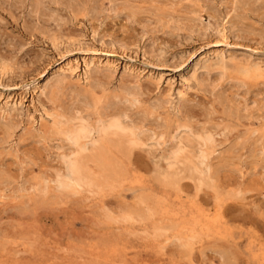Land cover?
Returning a JSON list of instances; mask_svg holds the SVG:
<instances>
[{"label": "rangeland", "instance_id": "374dc122", "mask_svg": "<svg viewBox=\"0 0 264 264\" xmlns=\"http://www.w3.org/2000/svg\"><path fill=\"white\" fill-rule=\"evenodd\" d=\"M0 264H264V0H0Z\"/></svg>", "mask_w": 264, "mask_h": 264}, {"label": "bare ground", "instance_id": "6f19581e", "mask_svg": "<svg viewBox=\"0 0 264 264\" xmlns=\"http://www.w3.org/2000/svg\"><path fill=\"white\" fill-rule=\"evenodd\" d=\"M246 70V69H245ZM97 100V99H96ZM103 103V102H102ZM101 102H95V105L98 107L101 106ZM110 108V107H109ZM102 109V108H101ZM104 113V112H103ZM102 116V115H101ZM100 116V117H101ZM103 117V116H102ZM97 122V121H96ZM81 123V121H80ZM96 124V123H94ZM129 123H124L121 119H116L114 116H106L99 120L97 126L92 127L89 126L86 122H82L80 125L72 126L68 134L71 135V140L73 145L76 147L77 154H82L84 152H92L93 154H101V153H111L114 151V147L119 149L121 147L126 148L127 150L132 148L133 146L140 144L142 142L141 134L137 132L134 128L128 125ZM67 134V135H68ZM66 135V136H67ZM146 137V136H145ZM70 140V142H71ZM146 140V139H145ZM203 141V140H202ZM146 142V141H144ZM208 142V141H206ZM192 145V144H191ZM200 145V144H199ZM72 146V145H71ZM120 146V147H119ZM144 146V145H143ZM201 146V145H200ZM208 146V145H206ZM140 147V146H139ZM142 147V146H141ZM140 147V148H141ZM178 147V146H177ZM204 147V145H203ZM90 148V149H89ZM184 148V147H183ZM75 149V148H74ZM176 150V149H175ZM181 150V149H179ZM74 151V150H73ZM117 151V150H116ZM183 154V150H181ZM207 151V150H206ZM73 153V152H72ZM176 153V152H175ZM178 153V150H177ZM180 153V154H181ZM210 154V153H209ZM175 155V154H174ZM88 156L86 155H83ZM94 156V155H93ZM184 157L183 155H181ZM188 156V155H187ZM105 157V156H104ZM103 157V159H104ZM180 157V156H179ZM189 157V156H188ZM82 158V157H81ZM79 156H75L72 158L68 164L69 176L73 179V181L80 182L83 176V168L84 163L83 160ZM87 158V157H86ZM91 158V157H89ZM95 158V157H94ZM186 158V157H185ZM85 159V158H83ZM93 159V158H91ZM115 159V158H114ZM205 159V158H204ZM69 160V158L67 159ZM90 159H86V162H89ZM99 160V158H98ZM180 160V159H179ZM177 160V161H179ZM101 161V160H100ZM118 161V160H117ZM95 162V161H94ZM102 162V161H101ZM110 162V160H109ZM116 162V161H115ZM119 165V162H117ZM87 164V163H86ZM102 164V163H101ZM99 164L98 167H101ZM178 165V164H177ZM181 165V163H180ZM97 166V163H96ZM103 166V165H102ZM121 166V165H119ZM182 166V165H181ZM88 167V166H86ZM85 167V168H86ZM113 167V166H112ZM109 169V168H108ZM101 170V168H100ZM112 170V169H111ZM110 170V171H111ZM190 170V169H189ZM109 171V172H110ZM91 172V171H90ZM99 174L102 175L100 172ZM98 174V175H99ZM169 174V173H168ZM92 175V174H91ZM171 175V174H170ZM68 176V175H66ZM88 176V175H87ZM113 176V175H112ZM168 176V175H167ZM91 177V176H90ZM103 177V176H102ZM109 177V175H108ZM114 177V176H113ZM118 177V176H117ZM85 178V177H84ZM88 178V177H86ZM111 178V177H109ZM92 179V178H91ZM105 179V178H103ZM114 179V178H113ZM94 180V178H93ZM92 180V181H93ZM100 180V179H99ZM107 180V179H106ZM164 180V179H163ZM104 181V180H103ZM108 181H110L108 179ZM98 182V181H97ZM167 182V181H166ZM172 183V182H168ZM98 184V183H97ZM109 183H107L108 185ZM100 185V183H99ZM168 185V184H167ZM171 185V184H170ZM88 187V186H87ZM87 189V188H86ZM88 192V190H87Z\"/></svg>", "mask_w": 264, "mask_h": 264}]
</instances>
